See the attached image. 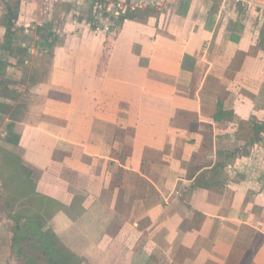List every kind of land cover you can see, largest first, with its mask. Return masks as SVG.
Here are the masks:
<instances>
[{"label":"crops","instance_id":"crops-1","mask_svg":"<svg viewBox=\"0 0 264 264\" xmlns=\"http://www.w3.org/2000/svg\"><path fill=\"white\" fill-rule=\"evenodd\" d=\"M7 1L0 145L77 264H264V0L149 5L109 30L87 16L111 0H21L13 42ZM6 221L0 264H19Z\"/></svg>","mask_w":264,"mask_h":264},{"label":"trees","instance_id":"trees-1","mask_svg":"<svg viewBox=\"0 0 264 264\" xmlns=\"http://www.w3.org/2000/svg\"><path fill=\"white\" fill-rule=\"evenodd\" d=\"M104 1V0H103ZM90 2L92 5L102 2ZM21 0H9L6 2V9L9 15L7 26L10 29L7 33L8 40L15 39L16 29L24 31L14 22L20 8ZM183 4V2H182ZM189 5V1L185 2ZM105 5V4H103ZM93 10V9H92ZM141 12H127L119 16L123 20L126 16H135L143 19L150 14L151 8H143ZM81 19L82 16H77ZM90 24L94 23L93 14L87 16ZM17 26V27H16ZM12 27L16 28L15 30ZM264 31V29H263ZM37 34H40L45 43H50L49 38L54 32L46 26H37ZM13 38V39H12ZM26 48L21 47L16 52L11 48L10 52L16 55L26 53ZM6 103L0 102V109L4 110ZM264 128V121L256 125L251 141L258 139V133ZM19 134L15 132L12 124L7 126L4 139L17 144ZM41 194L36 189V183L32 178V170L23 163L22 157L16 151L0 145V211L4 212L6 223L12 232L10 248L15 253L19 264H77L75 258L59 240V236L49 225V218L37 207ZM4 206V207H3Z\"/></svg>","mask_w":264,"mask_h":264},{"label":"rangeland","instance_id":"rangeland-1","mask_svg":"<svg viewBox=\"0 0 264 264\" xmlns=\"http://www.w3.org/2000/svg\"><path fill=\"white\" fill-rule=\"evenodd\" d=\"M127 1H129L128 3L130 6L128 5V7H131V9L126 10L125 13H127L129 11L134 12V13L141 12L140 11L141 9H143L149 5H152V7H153L152 9H154L153 12H157V10H159V7H160V9H161V7L164 8L165 5H170V6H173L174 8H178L181 5L185 6L186 4L184 1H187V0H155L153 2H145V0H144V2H141V3L139 2L140 0H138V1H136V0H114V1H112L111 0V1H109V2H111L110 3L111 5H108L109 11L107 10L108 12H111V13L105 12L106 15H104L103 18L101 16V13L98 14L100 16V19L103 21V24L110 23L112 21H115V23L117 24L118 22H116L117 20L115 19L114 16H118L122 13L121 11H119L117 13V10L119 9L117 3L118 2L127 3ZM182 2H183V4H182ZM125 8H127V5L125 6ZM106 18H108L112 21H110ZM3 216H4V212L2 211L1 215H0V219H2ZM4 223H6V222H4ZM16 260L19 262V259L16 258Z\"/></svg>","mask_w":264,"mask_h":264},{"label":"built area","instance_id":"built-area-1","mask_svg":"<svg viewBox=\"0 0 264 264\" xmlns=\"http://www.w3.org/2000/svg\"><path fill=\"white\" fill-rule=\"evenodd\" d=\"M91 1H95V0H91ZM111 2H109L107 5L105 4V5H102L101 7H100V4L99 3H97V5H96V8L97 7H100L99 9H98V11H97V14H96V16H95V20H94V23L96 24V26H94L96 29H101V28H105V29H107V30H109V29H111V28H114V25H115V22L113 21V22H110V23H105V24H103V21L100 19V16L98 15L99 13H101V16H102V18H103V16L104 15H106L105 14V12H108L109 10H108V5H111L110 4ZM117 5H118V10H117V13L119 12V11H121L122 13L121 14H123V13H125L126 12V10H128V9H131V7H128V5L127 4H125V3H122V2H118L117 3ZM127 5V8H125V6ZM108 10V11H107ZM116 11V10H115ZM108 13H111V12H108ZM106 19H108V18H106ZM108 20H110V19H108ZM110 21H112V20H110Z\"/></svg>","mask_w":264,"mask_h":264}]
</instances>
